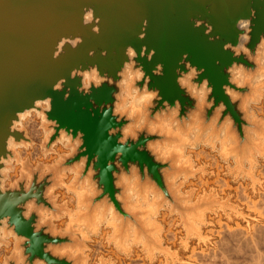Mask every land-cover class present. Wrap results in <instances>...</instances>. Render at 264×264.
<instances>
[{
	"label": "clouds",
	"instance_id": "9594fccd",
	"mask_svg": "<svg viewBox=\"0 0 264 264\" xmlns=\"http://www.w3.org/2000/svg\"><path fill=\"white\" fill-rule=\"evenodd\" d=\"M207 11L211 16V5ZM249 12L235 23L236 43L223 49L233 57L223 68L227 103L217 102L207 69L194 66L187 53L175 83L190 104L169 102L150 87L152 76L164 77L165 66L156 64L151 76L145 71L139 61L151 63L157 55L147 45L139 53L127 46L115 77L102 74L98 64L72 70L84 96L105 84L115 89L113 102L101 111L120 125L107 131L109 141L119 135L116 148L122 150L112 149L115 160L106 167H97L101 151L87 154L83 131L49 118L51 97L16 114L6 154L0 155V195L26 199L16 206L21 212L15 219L0 218V264H264V34L250 47L257 11ZM191 23L206 29L209 43L221 39L211 35L209 21ZM82 24L101 35L102 18L94 8L83 9ZM148 26L145 19L139 40L146 39ZM83 43L79 35L61 37L53 60ZM100 55L106 59L109 53ZM66 84L61 78L53 90L64 91ZM70 95L71 88L65 100ZM134 148L147 152L154 166L140 160L125 166ZM109 173L114 192L108 191ZM26 222L31 237L21 234ZM41 232L51 239L42 240ZM41 244L42 257L36 255Z\"/></svg>",
	"mask_w": 264,
	"mask_h": 264
},
{
	"label": "water",
	"instance_id": "95a60500",
	"mask_svg": "<svg viewBox=\"0 0 264 264\" xmlns=\"http://www.w3.org/2000/svg\"><path fill=\"white\" fill-rule=\"evenodd\" d=\"M209 5L211 16L207 11ZM86 7L94 8L96 16L102 18L99 36L82 24ZM250 8L257 11L250 45L254 48L260 35L264 34V0H0V155L6 154V140L12 135L10 128L16 114L34 107L36 100L51 97L53 111L49 118L57 120L62 127L85 133L87 154L94 156L98 151L102 152L97 167H106L109 159L115 160L109 153L114 148L122 150L116 148L119 135L109 141L107 127L120 125L111 121L110 116L105 119L101 111L102 106L113 102L111 94L115 89L105 84L100 90L93 89L91 96H84L77 91L80 78L73 81L70 75L81 65L86 69L98 64L102 74L107 72L115 77L127 59L124 51L129 45L138 53L144 45L149 51L156 50L157 55L151 63L146 58L139 63L150 76L156 64H164V77L152 76L150 87L159 88L165 100L172 102L179 98L182 104L191 103L175 83V70L187 53L194 66L207 69L205 75L216 85L217 102L224 100L227 103L228 98L221 90V85L226 82L223 68L233 57L223 49L226 43H236L235 23L241 17H250ZM193 18L209 21L214 26L211 35H219L221 39L209 43L206 29H195L191 23ZM145 19L149 26L146 39L141 41L138 37ZM77 35L83 37V45L77 51L69 47L60 60H53L60 38ZM104 50L109 53L106 59L100 55ZM91 51L96 52L94 59L89 57ZM217 60L221 61L220 67L216 66ZM61 78L67 79L64 91H54L53 85ZM69 88L71 95L65 100ZM229 108L239 122L235 109L231 105ZM15 135L17 139L22 138L20 133ZM105 141L109 143L105 144ZM136 160L150 168L154 166L147 152L139 153L135 148L124 164L127 166L129 161ZM154 175L160 181L159 175ZM108 191H115L110 173ZM25 199L20 193L10 194L8 198L0 195V218L12 214L15 219L21 212L16 206ZM33 231L31 223L26 222L21 234L31 237ZM40 236L42 240L51 239L43 232ZM33 239L36 241L35 237ZM36 255L43 256V244ZM49 264H52L51 260Z\"/></svg>",
	"mask_w": 264,
	"mask_h": 264
},
{
	"label": "rangeland",
	"instance_id": "374dc122",
	"mask_svg": "<svg viewBox=\"0 0 264 264\" xmlns=\"http://www.w3.org/2000/svg\"><path fill=\"white\" fill-rule=\"evenodd\" d=\"M212 179H214V178H212ZM209 182L211 183V179H210V181H209ZM240 223H241V224H243V221H241Z\"/></svg>",
	"mask_w": 264,
	"mask_h": 264
}]
</instances>
